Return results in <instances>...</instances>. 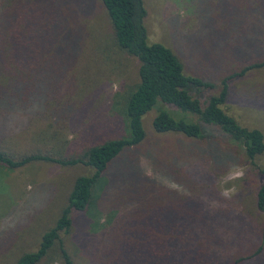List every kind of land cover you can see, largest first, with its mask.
Listing matches in <instances>:
<instances>
[{
	"label": "rangeland",
	"instance_id": "1",
	"mask_svg": "<svg viewBox=\"0 0 264 264\" xmlns=\"http://www.w3.org/2000/svg\"><path fill=\"white\" fill-rule=\"evenodd\" d=\"M230 1L231 9L224 15L218 8L223 0H142L147 38L149 43L170 48L185 74L212 85L197 94L200 100L218 92L221 82L228 79L226 112L240 125L264 135V68L240 74L264 61V2L262 7L246 2L243 10L241 2ZM55 2L65 18L64 35L73 37L61 78L54 84L57 103L40 109L1 108L0 134L6 137L1 144L12 154L42 152L69 159L80 149L124 134L123 112L137 82V62L116 49L99 0ZM5 114L13 117L10 128L4 125ZM152 116L149 113L143 119L144 141L115 159L103 185L95 188L102 229L109 230L125 217L121 237L135 229L141 239L143 229L152 225V217L148 220L151 205L165 209L173 197L192 200L195 192L208 196L210 209H231L230 215L219 219L233 229H229L228 247H220L218 254L224 253L232 263L238 255L252 253L262 242L264 226V213L254 206L262 183L257 167L264 168V154L250 164L239 144L212 127L205 128L201 141L155 134ZM241 171L243 176L238 178ZM88 173L80 164L63 167L48 162L13 171L0 168V264H12L37 248L42 234L59 216L74 180ZM136 192H140L142 206L140 199L132 201ZM71 218L70 234L61 237L64 247L76 264H90L86 243L97 237L88 228L94 220L79 211H73ZM102 233L98 232L100 238ZM254 261L264 264V243ZM41 264H61V259L52 253Z\"/></svg>",
	"mask_w": 264,
	"mask_h": 264
},
{
	"label": "trees",
	"instance_id": "2",
	"mask_svg": "<svg viewBox=\"0 0 264 264\" xmlns=\"http://www.w3.org/2000/svg\"><path fill=\"white\" fill-rule=\"evenodd\" d=\"M99 1L109 20L116 49L138 65L137 82L124 107V134L80 149L79 154L69 159L42 152L12 154L1 144L6 137L0 134V168L13 171L31 163L48 162L63 167L80 164L89 169L88 174L74 180L59 216L42 234L37 248L21 254L12 264H41L52 253L58 254L61 264H76L61 238L72 230L73 211L85 212L94 220L88 228L97 237L90 245L86 243L90 264H245L254 261L263 250L264 226L260 233L261 244L246 256L238 255L231 263L224 253L218 254L220 247L229 245V229L233 227L219 219L230 215V207L210 209L208 196L195 192L192 200L176 196L177 193L165 209L151 205L148 220L152 217L149 221L152 225L143 229L141 239L135 229L121 237L125 217L119 218L109 230H103V225L99 224L95 188L103 185L105 173L115 159L144 141L143 119L149 113H153L150 126L155 134L180 135L201 141L205 138V128L212 127L239 144L250 164L264 154L262 131L240 125L224 108L228 79L221 82L218 92L200 100L197 94L212 85L185 74L182 62L170 48L149 43L142 0ZM233 2H241L239 8L244 10L246 2L262 7L264 0ZM230 6V0H223L219 12L228 14ZM65 30V18L55 0H0V111L11 107L40 109L49 102L57 103L55 80L61 78L67 49L73 41L72 36L64 35ZM260 68H264V61L254 63L240 74ZM257 170L262 183L256 191L254 206L264 213V168L257 167ZM140 192L132 198L133 202L140 199L139 205ZM153 192L148 191V194ZM103 231L105 234L100 238L98 232ZM254 263L263 264L262 261Z\"/></svg>",
	"mask_w": 264,
	"mask_h": 264
},
{
	"label": "clouds",
	"instance_id": "3",
	"mask_svg": "<svg viewBox=\"0 0 264 264\" xmlns=\"http://www.w3.org/2000/svg\"><path fill=\"white\" fill-rule=\"evenodd\" d=\"M3 122H4L5 127H9L10 128V127L13 126V117L5 114ZM242 176H243V172L242 171L237 173V177L238 178L242 177ZM223 195H225L227 197L229 195V193L228 192H224Z\"/></svg>",
	"mask_w": 264,
	"mask_h": 264
}]
</instances>
